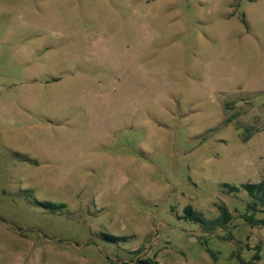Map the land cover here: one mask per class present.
<instances>
[{
    "label": "rangeland",
    "instance_id": "1",
    "mask_svg": "<svg viewBox=\"0 0 264 264\" xmlns=\"http://www.w3.org/2000/svg\"><path fill=\"white\" fill-rule=\"evenodd\" d=\"M263 180L264 0H0V264H264Z\"/></svg>",
    "mask_w": 264,
    "mask_h": 264
},
{
    "label": "trees",
    "instance_id": "2",
    "mask_svg": "<svg viewBox=\"0 0 264 264\" xmlns=\"http://www.w3.org/2000/svg\"><path fill=\"white\" fill-rule=\"evenodd\" d=\"M226 188L229 189L230 193L237 192L240 189H243L250 197V201L247 205V213L244 215V219L247 223L252 226H262L264 227V218L257 219V212H264V180L258 184L246 183L239 187L231 186L229 184L226 185ZM47 205V204H45ZM219 210L221 212L222 224L226 225L231 222L232 214L229 211L228 207L224 204L219 205ZM189 212V216L193 217V211L191 207L187 208ZM199 220L201 218L197 217ZM256 260L260 259L259 254L255 257Z\"/></svg>",
    "mask_w": 264,
    "mask_h": 264
}]
</instances>
